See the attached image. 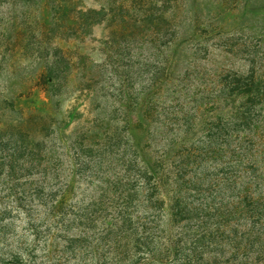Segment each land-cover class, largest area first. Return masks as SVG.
Wrapping results in <instances>:
<instances>
[{
  "label": "rangeland",
  "instance_id": "rangeland-1",
  "mask_svg": "<svg viewBox=\"0 0 264 264\" xmlns=\"http://www.w3.org/2000/svg\"><path fill=\"white\" fill-rule=\"evenodd\" d=\"M177 2V37L161 50L179 62L181 77L191 67L179 95L211 86L209 76L223 67L248 66L245 59L253 56L240 51L245 44L255 53L263 50L264 0ZM128 4L0 0V264H175L162 239L177 230L170 227L169 208L147 220L159 226L160 240L139 248L132 244L135 217L132 227L123 228L112 212L96 208L97 199L111 196L117 176L134 174L125 173L134 160L131 120L142 118L137 105L150 85L146 64L156 65L147 60V44L131 45ZM217 26L224 34L211 36ZM188 84L193 87L184 90ZM159 120L156 114L145 136L140 132L154 161L163 147ZM204 136L200 131L193 137ZM225 162L208 158L195 166L186 180L210 191L184 190L182 197L195 205L221 203L230 195L222 182ZM73 175L64 209L53 211ZM171 189L167 183L161 196L168 205ZM165 255L170 261L160 262Z\"/></svg>",
  "mask_w": 264,
  "mask_h": 264
},
{
  "label": "trees",
  "instance_id": "trees-1",
  "mask_svg": "<svg viewBox=\"0 0 264 264\" xmlns=\"http://www.w3.org/2000/svg\"><path fill=\"white\" fill-rule=\"evenodd\" d=\"M128 3L124 9L131 45L138 41L147 44V60L156 61V65L146 64L150 68L146 71L150 85L145 98L150 100L144 98L137 105L142 118L131 120L134 160L125 173L134 174L115 178L111 196L96 200L98 212H112L123 228L132 227L135 217L138 225L131 229L132 244L139 248L157 244L161 238L159 226L151 227L147 220L154 217L153 211L169 208L170 227L177 230L162 239L169 242L165 249L176 257L175 264H264V43L260 53L251 51L246 44L244 50L240 48L253 56L245 59L248 66L238 70L223 67L210 75L211 86L196 89L202 93L200 101L195 91L181 96L179 85L191 77V67H186L181 77L179 62L169 60L161 50L177 37V31H173L180 10L177 0ZM219 30L213 27L209 33L224 34ZM221 47L223 53H231ZM158 56L161 61L156 60ZM188 85L184 90L193 87ZM156 114L161 119L157 123L163 147L154 161L151 154H145L142 141L146 139L145 128ZM200 131L205 133L204 140H195ZM208 158L226 159L227 168L221 174L230 195L226 192L221 203L214 206L206 202L195 205L182 197L183 191L209 193L210 188H193L194 180L186 177ZM74 175L67 178L53 211L64 209L63 198L74 185ZM167 183L174 195L169 205L161 198ZM169 259L165 255V261L160 262L167 263Z\"/></svg>",
  "mask_w": 264,
  "mask_h": 264
}]
</instances>
